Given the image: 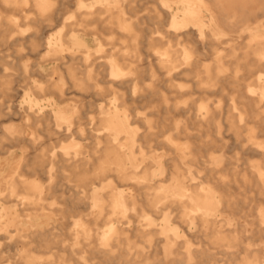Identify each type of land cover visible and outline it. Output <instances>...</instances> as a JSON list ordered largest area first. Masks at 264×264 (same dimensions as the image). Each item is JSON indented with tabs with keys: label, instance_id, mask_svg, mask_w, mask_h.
<instances>
[{
	"label": "bare ground",
	"instance_id": "6f19581e",
	"mask_svg": "<svg viewBox=\"0 0 264 264\" xmlns=\"http://www.w3.org/2000/svg\"><path fill=\"white\" fill-rule=\"evenodd\" d=\"M0 264H264V0H0Z\"/></svg>",
	"mask_w": 264,
	"mask_h": 264
},
{
	"label": "rangeland",
	"instance_id": "374dc122",
	"mask_svg": "<svg viewBox=\"0 0 264 264\" xmlns=\"http://www.w3.org/2000/svg\"><path fill=\"white\" fill-rule=\"evenodd\" d=\"M148 6H149V5H148ZM145 7H146V6H145ZM85 100H86V99H85ZM102 103H103V101H101V100H98V101H97V104H100V105H101Z\"/></svg>",
	"mask_w": 264,
	"mask_h": 264
}]
</instances>
